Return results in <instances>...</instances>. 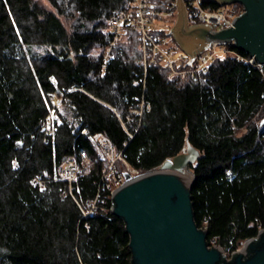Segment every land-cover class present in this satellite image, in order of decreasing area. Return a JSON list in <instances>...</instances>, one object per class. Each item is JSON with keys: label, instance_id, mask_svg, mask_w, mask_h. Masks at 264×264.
I'll return each instance as SVG.
<instances>
[{"label": "trees", "instance_id": "obj_1", "mask_svg": "<svg viewBox=\"0 0 264 264\" xmlns=\"http://www.w3.org/2000/svg\"><path fill=\"white\" fill-rule=\"evenodd\" d=\"M48 1L56 11L0 0V264H132L125 221L103 190L110 161L99 134L121 156L117 175L156 169L187 141L199 150L191 167L195 223L233 260L264 232V75L250 55L229 43L207 72L172 75L158 61L145 68L139 33L126 31L106 60L109 22L133 0ZM184 1L198 24L196 0ZM149 3L169 11L176 0ZM152 34L176 44L165 30ZM60 99L76 126L54 108ZM143 102L142 115L130 113ZM80 153L89 164L71 185L47 178Z\"/></svg>", "mask_w": 264, "mask_h": 264}, {"label": "water", "instance_id": "obj_2", "mask_svg": "<svg viewBox=\"0 0 264 264\" xmlns=\"http://www.w3.org/2000/svg\"><path fill=\"white\" fill-rule=\"evenodd\" d=\"M224 7L241 4L245 13L233 26L216 31L205 24H190L184 0H176L177 19L170 31L192 61L213 44H233L264 66V0H198ZM201 153L189 141L183 152L158 168L132 176L113 195L112 214L125 221L130 235L132 264H264V232L245 241L233 260L225 259L219 245H210L208 232L195 223L191 192L196 177L192 166ZM188 171L193 180L183 174ZM250 255V256H249Z\"/></svg>", "mask_w": 264, "mask_h": 264}, {"label": "built area", "instance_id": "obj_3", "mask_svg": "<svg viewBox=\"0 0 264 264\" xmlns=\"http://www.w3.org/2000/svg\"><path fill=\"white\" fill-rule=\"evenodd\" d=\"M191 5L198 8L195 14L198 24L209 25L216 31L232 27L234 20L245 13L244 6L227 5L213 11L203 9L198 0L192 1ZM173 14L172 11L163 12L155 10L150 5L149 0H133L128 10L119 12L109 22L113 41L107 49L105 59H108L112 47L126 31H134L139 33L142 64L145 68L158 61L168 67L172 75H190L195 78L198 74L207 72L220 53H227L226 50L221 51V49L225 48L226 44H213L209 49L201 52L190 61V56L182 50H178L175 46L170 45L169 37H156L152 34L153 24L156 19ZM249 63L254 65L264 75L263 65L258 63L254 58H250ZM51 81L56 84V80L53 77ZM50 99H53L52 95H50ZM60 100L62 101V99ZM144 107L145 103L143 102L138 108L131 109L130 113L142 115ZM54 108H58V103L54 104ZM54 116L55 111L52 110L44 124V128L48 134L52 133ZM123 124L125 125V123ZM94 139L102 148V159L106 158L110 161L109 167L104 171L102 180L104 181L103 190L110 192L108 196L112 198L117 185L120 186L121 182L125 181V174L117 175L114 168L116 159L121 156L120 154L116 155L110 141L102 134L96 135ZM88 164L89 159L85 153H80L79 159L71 156L56 173L47 178H52L55 182L67 181L71 185L86 170ZM128 172L133 177L139 175L138 171L133 169H130ZM44 183L40 177L35 178V184H38L41 188L44 187ZM94 208L95 206L92 207V209ZM214 243L213 241L212 245H215Z\"/></svg>", "mask_w": 264, "mask_h": 264}, {"label": "rangeland", "instance_id": "obj_4", "mask_svg": "<svg viewBox=\"0 0 264 264\" xmlns=\"http://www.w3.org/2000/svg\"><path fill=\"white\" fill-rule=\"evenodd\" d=\"M34 1H36L37 3L46 7L49 10L56 11L53 8V6L49 3L48 0H34ZM169 11H172L174 14L171 16L165 15L163 17H160L159 19H156L154 24H153L154 28L162 29V30H165L166 32L169 33V31L174 26L175 21L177 19V9L175 6H173ZM163 12H168V11L163 10ZM62 19L65 22V24L68 26L69 25L68 21L64 17H62ZM122 38H123V36L119 40H121ZM170 45L175 46L178 50L181 51V48L178 45H176L175 43H173L172 39H170ZM222 50H226V48L221 49V51ZM105 53L107 54V50L105 51ZM223 54H224L223 52L220 53V55H223ZM57 103H58V108L56 110L58 111V114H60L63 118H65L67 121H69L71 123V125L76 126V121L73 119V116H72L71 107L69 106L67 101L63 102V101L59 100ZM127 170L129 171L130 168L127 167ZM123 182H124V180L121 183H123ZM118 186L119 185H117V187ZM245 243L246 242H243L235 252L242 251ZM224 254L227 256L228 259H230L234 253H227L224 251Z\"/></svg>", "mask_w": 264, "mask_h": 264}, {"label": "bare ground", "instance_id": "obj_5", "mask_svg": "<svg viewBox=\"0 0 264 264\" xmlns=\"http://www.w3.org/2000/svg\"><path fill=\"white\" fill-rule=\"evenodd\" d=\"M183 177H184L185 179H187L188 181H192V180H193V175H192L190 172H188V171H186V172L183 174Z\"/></svg>", "mask_w": 264, "mask_h": 264}, {"label": "crops", "instance_id": "obj_6", "mask_svg": "<svg viewBox=\"0 0 264 264\" xmlns=\"http://www.w3.org/2000/svg\"><path fill=\"white\" fill-rule=\"evenodd\" d=\"M176 22V21H175ZM175 25V24H174ZM173 28V27H172ZM171 28V29H172ZM171 31V30H170ZM170 31H169V34H170ZM171 35V34H170ZM173 37V36H172ZM174 39V38H173ZM176 42V41H175ZM176 45H178V43L176 42ZM179 46V45H178ZM180 47V46H179ZM181 48V47H180ZM182 50V49H181ZM183 51V50H182Z\"/></svg>", "mask_w": 264, "mask_h": 264}]
</instances>
